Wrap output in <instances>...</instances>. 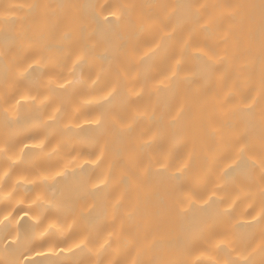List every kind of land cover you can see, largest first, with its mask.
Listing matches in <instances>:
<instances>
[{
	"label": "bare ground",
	"instance_id": "obj_1",
	"mask_svg": "<svg viewBox=\"0 0 264 264\" xmlns=\"http://www.w3.org/2000/svg\"><path fill=\"white\" fill-rule=\"evenodd\" d=\"M0 264H264V0H0Z\"/></svg>",
	"mask_w": 264,
	"mask_h": 264
}]
</instances>
